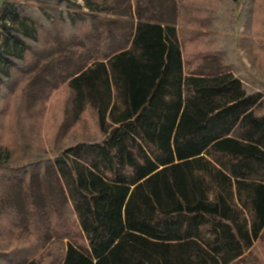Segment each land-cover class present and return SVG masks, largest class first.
<instances>
[{
  "label": "trees",
  "instance_id": "trees-1",
  "mask_svg": "<svg viewBox=\"0 0 264 264\" xmlns=\"http://www.w3.org/2000/svg\"><path fill=\"white\" fill-rule=\"evenodd\" d=\"M84 2L13 0L0 264H238L264 236V0ZM54 92L94 138L16 157L2 139Z\"/></svg>",
  "mask_w": 264,
  "mask_h": 264
},
{
  "label": "rangeland",
  "instance_id": "rangeland-1",
  "mask_svg": "<svg viewBox=\"0 0 264 264\" xmlns=\"http://www.w3.org/2000/svg\"><path fill=\"white\" fill-rule=\"evenodd\" d=\"M71 1L80 4L84 11L88 10L85 7L84 0ZM12 7L13 0H0V49L13 53L18 51L21 46L11 37L6 27L18 29L20 31H30L31 24L29 21L21 18L15 19L14 15L10 12ZM233 12L238 13V8ZM72 13H75L74 10H72ZM259 18L260 22L261 17ZM244 28L245 26L243 24L237 25L236 37L238 43L241 42ZM261 40L264 41V38ZM239 53L242 60L248 67L254 66L253 63L248 60L247 54L243 49L239 48ZM261 63L262 65L264 64V56L262 57V55L260 56L259 63L254 66V74L257 76V80L263 84L262 86L264 87V67H261ZM8 66V60L0 56V69H7ZM56 94L54 92L48 99L46 103V113H44L41 118L38 119L37 117L34 122L26 121V119H22V117L19 118L17 128L15 127L16 131H13V134L8 133V137L5 136L2 139V141H14V144L18 147L15 149L16 157L22 158L26 155L25 159L30 160L33 159L34 155L40 154V152H42V155H47L48 157L52 154V151H55L58 147L63 146L67 142H71L67 141L70 136L76 140L80 138H90L95 134V132H93L95 123L93 120H90V117L85 116L79 124L72 125L70 127L66 125V128L63 126L64 119L60 113H58L56 118H53L52 113H50V109L64 104L66 100L65 93L62 95ZM2 132L3 130L0 131V134H2ZM54 251L56 252V250ZM51 261L52 258L47 259L44 264H52ZM238 264H264V236L253 249L244 255L243 259L239 261Z\"/></svg>",
  "mask_w": 264,
  "mask_h": 264
}]
</instances>
